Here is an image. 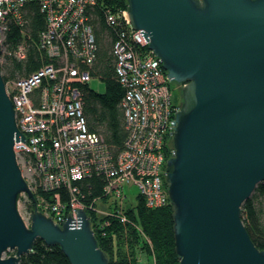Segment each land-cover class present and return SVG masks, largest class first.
Wrapping results in <instances>:
<instances>
[{"label":"water","instance_id":"water-1","mask_svg":"<svg viewBox=\"0 0 264 264\" xmlns=\"http://www.w3.org/2000/svg\"><path fill=\"white\" fill-rule=\"evenodd\" d=\"M126 3L132 28L169 81L182 84L174 152L166 160L178 264H264V250L240 216L264 182V0ZM16 141L25 137L0 72V264H19L36 239L58 246L69 264H108L85 211L73 209L76 218L68 213L62 224L38 211L17 164ZM23 194L33 204L29 225L18 211Z\"/></svg>","mask_w":264,"mask_h":264},{"label":"built area","instance_id":"built-area-1","mask_svg":"<svg viewBox=\"0 0 264 264\" xmlns=\"http://www.w3.org/2000/svg\"><path fill=\"white\" fill-rule=\"evenodd\" d=\"M31 2L44 17L39 47L50 62L4 82L16 126L25 137V142L16 141L13 146L21 175L38 211L55 223L62 224L68 213L75 219L73 209L97 212L96 201L111 198L110 210L97 213L93 220L88 216L90 227L99 233L114 219L126 230L125 186L137 189L136 197L142 198L145 208L169 203L166 160L173 156L172 134L182 100H173L161 62L141 32L132 28L127 11L105 10L106 23L119 29L110 52L123 89L125 138L121 150L114 152L99 134L89 131L79 90V84L90 81L85 67L93 63L97 50L88 14L95 0H0V59L3 54L25 59V43L8 50L5 36L10 24L23 27L22 10ZM91 175L104 179L103 198L85 204L77 182ZM99 234L105 236L104 231Z\"/></svg>","mask_w":264,"mask_h":264},{"label":"trees","instance_id":"trees-1","mask_svg":"<svg viewBox=\"0 0 264 264\" xmlns=\"http://www.w3.org/2000/svg\"><path fill=\"white\" fill-rule=\"evenodd\" d=\"M109 9L113 13L127 10L126 0H95V5L89 10V21L93 26L96 43L95 60L88 70L91 77H97L104 84V91L97 93L89 88L88 83L79 84L81 92L83 114L89 131L99 134L104 143L114 152L121 150L125 138L123 113L120 102L123 89L119 85L111 55V46L119 29L109 25L104 19V11ZM23 20L26 22L21 29L14 23L9 25L5 36L8 50L23 41L26 45L24 60H16L12 55L3 54L0 72L4 82L25 76L42 65L48 64L50 59L39 47V33L44 29V17L38 5L28 3L22 10ZM170 90L171 83L169 84ZM81 190V201L90 204L96 198H103L102 188L104 179L91 175L77 182ZM137 207H129L123 212L128 220L127 229L118 226L114 219H109L110 227H104L99 233L95 232L99 248L107 255L108 264H141L138 259L145 258V264H178L174 252L172 232L171 207L167 205L148 209L142 198L137 197ZM27 209H32L29 200L25 201ZM264 182L259 183L251 196L242 204L241 221L253 244L264 250ZM91 220L98 218L97 212H86ZM105 219V218H102ZM121 234L129 236L128 249L123 248L118 239ZM149 240V244L145 241ZM115 240H117L115 245ZM115 246V247H114ZM154 256V263L151 261ZM19 264H69L67 258L58 246H47L40 239H36L32 249L22 255Z\"/></svg>","mask_w":264,"mask_h":264},{"label":"rangeland","instance_id":"rangeland-1","mask_svg":"<svg viewBox=\"0 0 264 264\" xmlns=\"http://www.w3.org/2000/svg\"><path fill=\"white\" fill-rule=\"evenodd\" d=\"M2 63V58L0 59V64ZM88 86L89 88H91L92 90H94L97 93H102L104 91V84L97 78V77H91L90 81L88 82ZM174 88V86H173ZM181 90H182V84L178 85L177 88H174V93L175 96L173 95V100L175 102H179L180 98H181ZM125 193L127 194V199H128V206L129 207H133L136 208L137 207V195H138V191L134 186L128 185L125 186ZM27 197L25 195H22L18 201V211L19 214L21 215L23 221L29 225V214H30V209H27V205L26 202L27 201ZM112 207V201L111 198H108L106 200L103 199H98L95 203V209L97 211V213H102V212H106L108 210H110ZM264 210V208H263ZM121 242H122V246L125 249H128L129 247V236H127L126 234H121V237L118 238ZM117 240H115V245H116ZM115 247V246H114ZM14 252L13 251H9L6 254H4V257L7 256H11L13 255ZM147 261L146 257L140 258L139 262L141 264H145V262ZM151 261L152 263H154V256L151 255Z\"/></svg>","mask_w":264,"mask_h":264},{"label":"flooded vegetation","instance_id":"flooded-vegetation-1","mask_svg":"<svg viewBox=\"0 0 264 264\" xmlns=\"http://www.w3.org/2000/svg\"><path fill=\"white\" fill-rule=\"evenodd\" d=\"M179 84H176V83H171V88H172V92H173V95L175 96V93H174V88H177ZM181 85V84H180ZM174 86V88H173Z\"/></svg>","mask_w":264,"mask_h":264}]
</instances>
